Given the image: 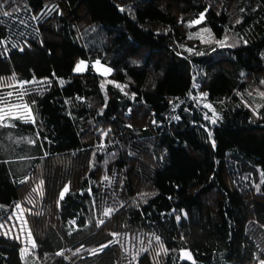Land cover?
<instances>
[{"label": "trees", "instance_id": "16d2710c", "mask_svg": "<svg viewBox=\"0 0 264 264\" xmlns=\"http://www.w3.org/2000/svg\"><path fill=\"white\" fill-rule=\"evenodd\" d=\"M8 77L0 225L23 204L35 247L0 264L264 262V0H0Z\"/></svg>", "mask_w": 264, "mask_h": 264}, {"label": "rangeland", "instance_id": "374dc122", "mask_svg": "<svg viewBox=\"0 0 264 264\" xmlns=\"http://www.w3.org/2000/svg\"><path fill=\"white\" fill-rule=\"evenodd\" d=\"M84 62V70L81 72H84L88 70L89 68H92L96 73L100 74L101 76L108 78L111 76L113 72V67L109 64L103 63L100 59H85L81 58L77 64L75 65V68L80 62ZM99 61V64L96 62ZM75 73H81L75 71ZM105 69H111L110 72H105ZM23 85V88L20 86ZM30 86L29 83H24L18 81L15 77H8V78H0V96L6 97L9 101V105H19L20 107L13 111L12 117H23V119H28L27 116L30 114L32 117L31 110L29 106L24 102L23 97L22 99H19L18 96L21 92L26 91V89ZM12 92L13 95L11 97H7V93ZM24 96V95H23ZM203 100V102H206L205 99L200 98ZM255 99V98H253ZM27 106V109L30 110V113L26 114L24 106ZM8 105H5L3 103H0V108H3L7 110ZM0 115H3L2 112H0ZM9 118L4 119L6 122ZM20 207L17 208V206L13 209L11 218L6 223L2 224L3 227H0L1 233H4L5 235L18 240L22 246H23V252L27 253L34 250L32 242L34 241L30 230L28 228L27 224V218H26V208L23 204H18Z\"/></svg>", "mask_w": 264, "mask_h": 264}, {"label": "snow or ice", "instance_id": "6c2138e0", "mask_svg": "<svg viewBox=\"0 0 264 264\" xmlns=\"http://www.w3.org/2000/svg\"><path fill=\"white\" fill-rule=\"evenodd\" d=\"M3 14L6 15V16H7V15H11V13H8V12H4ZM203 19H204V15L201 14L200 17H199V19L193 21L192 24H200V23L203 21ZM190 26H191V25H190ZM203 31H204V32H208L209 37H211V33L209 32L208 29H204ZM198 35H200V38H201L202 40L204 39V37H203L202 34H198ZM190 38H191V37H190ZM204 42H206V43L211 42V39H209V40H205ZM217 43H220V44L223 46L224 41H217ZM188 51L191 52L192 49H188ZM96 63L99 64V61H97ZM84 67H85L84 62L81 61L80 64H78V65L76 66L75 71H77V72H81V71L84 70ZM110 71H111V69H105V72H110ZM24 83H28V82L26 81V82H24ZM61 83H62V82H61ZM20 87L23 88V85H21ZM12 95H13L12 92H8V93H7V97H11ZM23 95H24V92H21V93L19 94L18 98H19V99H22ZM260 95H261L262 97H264V93H261ZM0 103H3V104H5V105H8L7 110H5V109H3V108H0V112L3 113V115H0V123H2V122L4 121V119H6V118H11V117H12V113H13V111L16 110V109H18V108L20 107L19 105H9V101L7 100L6 97H3V96H0ZM205 107L211 108V105H205ZM24 108H25L26 114H27V113H30V110L27 109V106H26V105L24 106ZM21 118H23V117H21ZM27 118H28V119H32L33 122H34V119L30 116V114L27 116ZM206 118H208V117H206ZM211 122H212V123H215L216 121H215V119H212ZM13 126H14V125H13ZM106 134H107V133H105V135H106ZM67 191H68V189L65 188V189H64V192H67ZM61 198H63V194H61ZM19 207H20V206L17 205V208H19ZM111 211H112L111 209L106 210L105 213H104V215H106V216L109 215V214L111 213ZM102 222H103V221H101V223H102ZM0 227H3V225H0ZM157 239H159V238L157 237ZM32 244H33V247H35V242H34V241L32 242ZM185 255H188V256H189V259L191 258L190 255H189L188 253H185ZM262 264H264V262H262Z\"/></svg>", "mask_w": 264, "mask_h": 264}, {"label": "water", "instance_id": "95a60500", "mask_svg": "<svg viewBox=\"0 0 264 264\" xmlns=\"http://www.w3.org/2000/svg\"><path fill=\"white\" fill-rule=\"evenodd\" d=\"M185 253H188L189 255H190V259H189V256L188 255H185ZM183 256H184V258L186 259V260H188V261H193V257L191 256V253H190V251H185L184 253H183Z\"/></svg>", "mask_w": 264, "mask_h": 264}]
</instances>
